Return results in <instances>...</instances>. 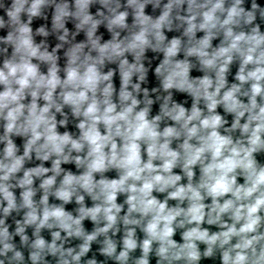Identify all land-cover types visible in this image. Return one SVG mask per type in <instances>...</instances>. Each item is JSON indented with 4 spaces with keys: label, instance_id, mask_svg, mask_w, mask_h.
Wrapping results in <instances>:
<instances>
[{
    "label": "clouds",
    "instance_id": "obj_1",
    "mask_svg": "<svg viewBox=\"0 0 264 264\" xmlns=\"http://www.w3.org/2000/svg\"><path fill=\"white\" fill-rule=\"evenodd\" d=\"M203 261L264 264V2L0 0V264Z\"/></svg>",
    "mask_w": 264,
    "mask_h": 264
},
{
    "label": "water",
    "instance_id": "obj_2",
    "mask_svg": "<svg viewBox=\"0 0 264 264\" xmlns=\"http://www.w3.org/2000/svg\"><path fill=\"white\" fill-rule=\"evenodd\" d=\"M262 2H264V0H262ZM93 10H94V9H93ZM148 10H149V11L151 10L150 7H149ZM101 31H104V30L101 29ZM173 34H174V33H171V34H169V36H171V35H173ZM194 74H195V73H194ZM18 143H19V141H18ZM109 175H114V173H113V174H109ZM72 207H73V205H69V206H68L69 209H71ZM86 226L89 227V228L91 227V225H90L88 222H86ZM176 239L179 240V236H177ZM94 248H95V246H94ZM202 264H211V262H210V261H203Z\"/></svg>",
    "mask_w": 264,
    "mask_h": 264
}]
</instances>
